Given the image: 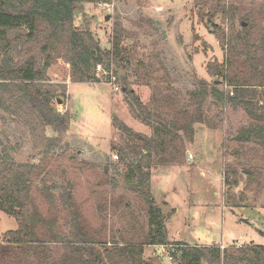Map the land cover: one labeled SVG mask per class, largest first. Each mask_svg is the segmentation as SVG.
<instances>
[{"label":"rangeland","instance_id":"374dc122","mask_svg":"<svg viewBox=\"0 0 264 264\" xmlns=\"http://www.w3.org/2000/svg\"><path fill=\"white\" fill-rule=\"evenodd\" d=\"M224 1L236 11L233 17H218L217 28L198 20L195 5L201 0H98L83 4L73 25L89 29L102 49L110 48L114 27L121 26L124 45L136 61L149 65L152 71L149 85L131 84L132 89L168 126L184 124L187 116L201 107L203 121L194 125L193 140L179 132L174 143H166L167 148L184 150L182 163L154 168L150 191L159 206L168 204L163 210L168 216L170 243L223 245L228 250L231 245L264 246V148L235 140L243 127L253 123L242 109L220 103L211 95L199 101L196 93L200 81L206 82L208 91L213 87L231 91L217 75H211L229 56V48L220 42L221 33L233 41L243 26L240 19L249 15L257 25L251 39L263 37L264 0ZM18 54L16 50L14 59ZM37 58L42 66L43 57ZM70 70V65L58 58L44 79L56 96L53 106L71 117L67 132L58 137L36 122L33 134L19 118L0 110L2 147L15 163L34 168L31 195L43 216L57 220L56 228L63 234L68 236L72 227L63 200L68 195L92 240L107 247L139 245L148 229L147 208L126 187L125 168L114 148H124L129 138L113 120L116 117L148 137L160 124H146L147 117L122 90L121 73L114 76V67H95V80L89 83H73ZM153 100L158 101L157 109ZM172 133L173 129L167 141ZM43 137L57 140L49 147ZM42 146L49 150L45 155ZM249 168L253 177H248L245 169ZM226 171L236 174L237 187L224 185ZM37 187H48L45 192L52 195L53 203ZM171 209L174 211L169 214ZM16 229L15 219L0 211V238ZM172 248L155 246L142 258L146 264H173V259L167 260Z\"/></svg>","mask_w":264,"mask_h":264},{"label":"trees","instance_id":"16d2710c","mask_svg":"<svg viewBox=\"0 0 264 264\" xmlns=\"http://www.w3.org/2000/svg\"><path fill=\"white\" fill-rule=\"evenodd\" d=\"M97 1L0 0V110L19 118L33 134L37 122L61 137L67 132L71 117L53 106L56 96L44 83L47 69L58 58H63L70 65L73 83H89L95 80L92 73L95 67L101 64L107 69L114 67V76L121 73L118 81L122 90L147 117L146 124L151 121L160 124L148 137L134 132L116 117L113 120L114 126L129 138L124 148L114 150L119 164L125 168L126 187L146 205L148 229L139 245L107 247L91 239L77 211L71 207V198L66 195L63 200L69 208L67 219L72 227L68 236L63 234L56 228L57 220L43 216L31 195L34 168L15 163L0 140V211L17 223L16 230L5 232L0 238V264H146L142 256L148 246H172L173 264H264V246L261 245H231L228 250H221L217 245L170 243L166 230L168 216L163 210L168 204L162 202L161 207L155 201L150 191L151 171L158 166L182 163L184 150L167 148L166 143H174L179 132L193 140L194 125L203 121L201 107L187 116L184 124L168 126L157 112L153 115L149 106L142 104L132 85H149L151 67L133 58L124 45L121 26L114 27L110 48L102 49L89 29L80 30L73 25L74 15L83 9V4ZM195 6L198 20L215 28L218 17H233L236 11L233 4H226L224 0L212 3L201 0V4ZM240 21L241 32L233 41H227L221 33L220 42L229 48V56L224 65L211 73L223 80L231 91L224 93L214 87L208 91L206 82L200 81L196 97L203 101L211 95L220 103L242 109L253 123L243 127L235 140L257 143L264 148V102L260 105L264 99V36L253 41L251 36L257 29L256 23L249 15H244ZM16 50L19 54L15 60ZM38 56L43 57L42 66ZM214 84L217 86L218 82ZM153 103L157 109L158 101L153 100ZM171 129L172 137L167 141ZM56 140L43 137L49 147ZM48 151L44 148L42 152L45 155ZM245 170L249 172L248 177L254 176L253 169ZM224 179L227 188L238 186L234 172L226 171ZM47 188L36 189L53 203L52 195L45 192Z\"/></svg>","mask_w":264,"mask_h":264},{"label":"built area","instance_id":"2783aa9c","mask_svg":"<svg viewBox=\"0 0 264 264\" xmlns=\"http://www.w3.org/2000/svg\"><path fill=\"white\" fill-rule=\"evenodd\" d=\"M99 6H103V4L99 3ZM104 6H105V5H104ZM159 247L163 249V248H165L166 246H159ZM219 247H220L221 250H224V248H225L223 245H220ZM167 260L171 261V260H172V256H168V257H167Z\"/></svg>","mask_w":264,"mask_h":264},{"label":"crops","instance_id":"0c3cea01","mask_svg":"<svg viewBox=\"0 0 264 264\" xmlns=\"http://www.w3.org/2000/svg\"><path fill=\"white\" fill-rule=\"evenodd\" d=\"M148 247H149L148 249L150 250V248L155 247V246H152V247H151V246H148ZM156 247H157V246H156ZM148 249H147V248L145 249V251H146L147 253H149V250H148ZM144 253H145V252H144ZM145 262H146V259H145Z\"/></svg>","mask_w":264,"mask_h":264}]
</instances>
